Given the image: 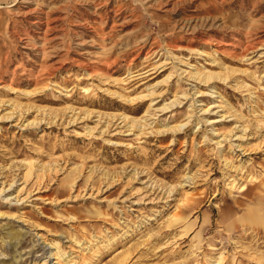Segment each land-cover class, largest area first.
I'll return each instance as SVG.
<instances>
[{
    "label": "rangeland",
    "instance_id": "374dc122",
    "mask_svg": "<svg viewBox=\"0 0 264 264\" xmlns=\"http://www.w3.org/2000/svg\"><path fill=\"white\" fill-rule=\"evenodd\" d=\"M264 264V0H0V264Z\"/></svg>",
    "mask_w": 264,
    "mask_h": 264
},
{
    "label": "bare ground",
    "instance_id": "6f19581e",
    "mask_svg": "<svg viewBox=\"0 0 264 264\" xmlns=\"http://www.w3.org/2000/svg\"><path fill=\"white\" fill-rule=\"evenodd\" d=\"M43 264H45V263H43Z\"/></svg>",
    "mask_w": 264,
    "mask_h": 264
}]
</instances>
